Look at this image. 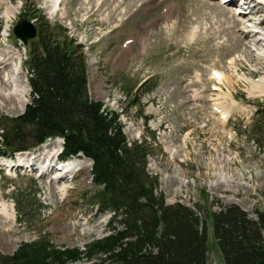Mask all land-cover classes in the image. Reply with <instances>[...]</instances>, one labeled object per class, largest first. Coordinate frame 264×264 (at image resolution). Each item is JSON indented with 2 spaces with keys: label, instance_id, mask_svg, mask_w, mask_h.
<instances>
[{
  "label": "rangeland",
  "instance_id": "obj_1",
  "mask_svg": "<svg viewBox=\"0 0 264 264\" xmlns=\"http://www.w3.org/2000/svg\"><path fill=\"white\" fill-rule=\"evenodd\" d=\"M53 3L0 0V52L10 48L21 54L20 68L16 71L11 65V76L18 75L20 85H29V46L14 35L13 28L22 17L36 24L33 17H43L60 29V40L68 38L83 47L91 97L120 115L129 141L148 142V170L159 177L169 205H186L202 220L208 211L219 213L236 205L249 219L260 221L264 156L242 133L264 104V43L245 38L241 47L238 39L245 37L240 28L249 29L260 18L249 14L247 20L241 18L245 21L238 29L234 7L220 0H62L52 13ZM256 25L253 29L263 32ZM219 72L235 77L220 83ZM5 90L14 91L11 82ZM27 97L26 106L31 88ZM24 110L18 111L15 101L0 94L1 113L15 117ZM55 141H48L41 157L35 153L43 145L17 152L14 159L0 155L2 254L13 255L23 243L41 237L58 248L84 249L108 232L110 215L97 216L87 206L85 197L94 190L93 167L84 156L75 157L83 160V170L68 178L59 176L55 168L43 173L7 167L8 161L41 163L51 158L52 162L53 151L62 148V142ZM23 175L33 181L21 179ZM27 185L37 186L47 205L41 210L35 205L36 219L28 227L18 224L11 196L15 188ZM206 224L208 264H224L211 221Z\"/></svg>",
  "mask_w": 264,
  "mask_h": 264
},
{
  "label": "trees",
  "instance_id": "obj_2",
  "mask_svg": "<svg viewBox=\"0 0 264 264\" xmlns=\"http://www.w3.org/2000/svg\"><path fill=\"white\" fill-rule=\"evenodd\" d=\"M33 18L38 35L28 49L31 100L19 116L0 112V155L14 157L16 148L33 150L63 139V160L83 155L93 161L94 190L85 197L87 206L110 219L107 234L84 249L58 248L41 237L13 255L0 253V264H208V219L224 264L264 261V212L257 222L233 205L208 211L202 220L186 205H169L159 177L148 170V142L129 141L120 115L91 97L82 46L60 40V29L43 17ZM242 134L264 156L263 104ZM40 191L27 185L11 193L21 226L34 223L35 205L47 209Z\"/></svg>",
  "mask_w": 264,
  "mask_h": 264
},
{
  "label": "bare ground",
  "instance_id": "obj_3",
  "mask_svg": "<svg viewBox=\"0 0 264 264\" xmlns=\"http://www.w3.org/2000/svg\"><path fill=\"white\" fill-rule=\"evenodd\" d=\"M61 1L62 0H52V2H54L53 3L54 9H53L52 13H55L58 10V8L60 6L59 4H60ZM225 2H222V3H225ZM231 2H232L231 4L234 3L233 0H231ZM245 4H247V3H245ZM254 5H255L254 7H250L249 8L250 11L247 12V15L244 16V17H249L248 16L249 14H253V15H255V17L260 18L259 19L260 21H257V23L254 22L252 26L251 25H248V28L250 30L249 29L240 28V26L243 24V21L244 20H242L239 17H238L239 19L237 17H235V16L233 17L234 21H237V23H238V29L240 28L241 34L243 36H245V37L240 36L238 38L241 47H244L246 45V43H245L246 39L245 38H248L249 40H252L254 43H261V44L264 43V0L263 1H260V2L255 1L254 2ZM10 13H11V10L10 9L7 10V16L8 17L10 16ZM243 19H245V18H243ZM254 21H255V19H254ZM252 22H253V20H252ZM255 24H258V25H256V28L258 27V29H261L263 32H261L260 30L257 31L255 29H253ZM234 28L235 27H233V29ZM231 29L232 28H228V31L230 32ZM262 45H264V44H262ZM12 48L13 47H11V49ZM9 49L10 48H8V49L3 50V51L0 52V66H4L5 67L4 70H2L0 68V94L2 95V97L6 101H8V100L15 101L16 102L17 110L18 111H23L24 108H25V106H26V104H27V101H28L27 94L29 93L30 88H29V85H28L27 82H26L27 83V86H22V85H20L21 83L19 84L20 81H19L18 75H17V77L11 76V74L13 72L12 71L13 67H14V69L16 68V71H17V68H20V67H18V64H20L22 61H21V54L18 51H15L14 48H13L14 50H12V51H10ZM252 51H253V49H252ZM254 52H255V50H254ZM249 53L250 54L252 53L251 50L249 51ZM7 71L9 72V74L8 75L6 74V76H4V74ZM23 72H25V71H23ZM220 73L221 72L218 73V78H217V80H220L219 81L220 83H222L224 81L230 82L231 79H232V77H235V74L234 75H231L230 78H228L225 74H223V73L220 74ZM21 74H23V73H21ZM10 82L14 86V91L12 93L11 92H7L5 90V87H9L10 86ZM22 83H23V81H22ZM262 85L264 86V80L261 82V86ZM218 110H219V107H218ZM224 113H226V111ZM55 142L57 144H60L61 143V140L59 139V140H56ZM48 147H49V142H48V144L47 143L46 144H43V146L40 149H38V151L35 153V157H37L36 154H38L40 157L43 156V155H45L46 154L45 152H46V150H47ZM53 153H55V154H53V156H55V157L58 154V152H56V151H53ZM51 160L52 159L50 158V162H51ZM82 161L83 160H81V159L73 158V159H71L69 161H66L64 164H62L56 170L61 172L59 174V176H61L62 178L63 177H67L68 178V177L76 176L79 172H81L83 170V168H81L82 167V163H83ZM8 163H10L9 165L12 164V162H9V161L7 162V164ZM18 163H24V162L23 161L15 162V164H18ZM38 164H40V163L37 162L35 164L33 163L32 165H33V167L35 166L37 168H40L42 171H50V168L52 167V165H51V166H47V168H46L44 162L41 163V165H38ZM24 165L27 166V167H29V165H30L29 164V161L27 163H24ZM90 167H92V164L91 163H90Z\"/></svg>",
  "mask_w": 264,
  "mask_h": 264
},
{
  "label": "water",
  "instance_id": "obj_4",
  "mask_svg": "<svg viewBox=\"0 0 264 264\" xmlns=\"http://www.w3.org/2000/svg\"><path fill=\"white\" fill-rule=\"evenodd\" d=\"M13 32L25 45H28L31 40L36 38L37 27L32 21L21 18L15 25ZM27 150L28 148L25 147L16 148L17 152H24ZM256 264H264V261H259Z\"/></svg>",
  "mask_w": 264,
  "mask_h": 264
}]
</instances>
